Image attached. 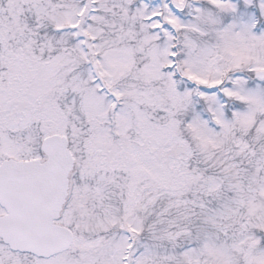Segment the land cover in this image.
I'll return each instance as SVG.
<instances>
[{
  "label": "rangeland",
  "instance_id": "374dc122",
  "mask_svg": "<svg viewBox=\"0 0 264 264\" xmlns=\"http://www.w3.org/2000/svg\"><path fill=\"white\" fill-rule=\"evenodd\" d=\"M258 70L264 0H0V161L60 133L81 179L0 264H264Z\"/></svg>",
  "mask_w": 264,
  "mask_h": 264
},
{
  "label": "water",
  "instance_id": "95a60500",
  "mask_svg": "<svg viewBox=\"0 0 264 264\" xmlns=\"http://www.w3.org/2000/svg\"><path fill=\"white\" fill-rule=\"evenodd\" d=\"M255 77L264 78V70ZM42 162L4 160L0 164V205L6 215L0 219V237L13 250L49 256L67 249L71 231L56 225L72 168V157L64 136L53 134L43 139ZM58 195L57 204H51ZM61 199V200H60Z\"/></svg>",
  "mask_w": 264,
  "mask_h": 264
},
{
  "label": "flooded vegetation",
  "instance_id": "af4514ba",
  "mask_svg": "<svg viewBox=\"0 0 264 264\" xmlns=\"http://www.w3.org/2000/svg\"><path fill=\"white\" fill-rule=\"evenodd\" d=\"M42 134V133H41ZM48 134H45L42 136L41 140L47 136ZM41 140H40V143H41ZM68 145H69V141H68ZM70 148V147H69ZM71 151V150H70ZM20 155V154H19ZM46 158V156L42 153V151L40 150V144H39V152L37 154H32L31 156L29 157H21V156H8L6 157V159H12V160H16V161H28V160H37V161H43L44 159ZM74 160H75V156H73ZM5 158H3L1 161H3ZM74 168L72 169L71 171V174L69 175V178H68V189L70 187V184L72 181L74 182H77L78 184L81 183V179L79 178L80 177V174L78 173V169H77V165H76V160H75V163H74ZM61 200V199H60ZM69 198H68V191H67V195L66 197H64L63 195V198H62V202L60 201V205L58 204L57 206H59V211L57 212V215L56 217L53 219V222L54 224L56 225H63L64 226V223H63V215H64V208H65V205L66 203L68 202ZM57 201H58V195H53L51 197V204H54L56 205L57 204ZM6 214V210L4 209V207L0 206V218L2 216H4ZM0 241L1 243L8 248V250L10 252H13V253H17V254H23V255H29L31 257H34V258H39V259H42V260H48L50 258H53L55 256H57L58 254H61V253H56V254H52L50 256H37L35 254H32V253H27V252H21V251H17V250H12L8 247V245L4 244L2 242V239L0 237Z\"/></svg>",
  "mask_w": 264,
  "mask_h": 264
}]
</instances>
